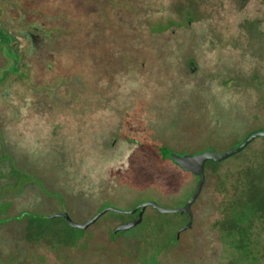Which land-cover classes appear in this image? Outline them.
<instances>
[{"label":"rangeland","instance_id":"374dc122","mask_svg":"<svg viewBox=\"0 0 264 264\" xmlns=\"http://www.w3.org/2000/svg\"><path fill=\"white\" fill-rule=\"evenodd\" d=\"M2 31L0 264H264V136L206 163L181 234L152 206L46 216L181 207L171 153L264 131V0H0Z\"/></svg>","mask_w":264,"mask_h":264},{"label":"water","instance_id":"95a60500","mask_svg":"<svg viewBox=\"0 0 264 264\" xmlns=\"http://www.w3.org/2000/svg\"><path fill=\"white\" fill-rule=\"evenodd\" d=\"M191 63V67H192ZM193 69V67H192ZM264 136V131H256L250 134L244 141H242L238 146L231 148L225 152H213V151H206V152H200L193 155H177L175 153L171 154L172 160L180 166L183 170L192 172L193 174L198 176V182L197 185L191 194V196L188 198L185 205L177 208H166L161 206L155 201H146L142 204L138 205L134 209L131 210H120L118 208L114 207H106L97 214H95L92 218H90L88 221L82 223V222H76L73 220V218L70 216L68 212H59L54 213L51 215H47L48 217H62L65 219L67 224L73 228H79V229H87L89 226L94 224L102 215L107 213L108 211H115L119 213H127V214H137V218L124 224H120L116 227L114 232L119 230H128L139 223H141L143 219V215L147 207L152 206L155 209L159 210L162 213H180L184 214L187 213L189 215L188 222L179 229V233L182 231L187 230L192 226L193 223V212H192V206L197 201L199 195L201 194V191L203 189L205 180H206V171H205V165L209 160H214L216 162H221L235 154L240 153L243 151L250 143H252L256 138Z\"/></svg>","mask_w":264,"mask_h":264},{"label":"flooded vegetation","instance_id":"af4514ba","mask_svg":"<svg viewBox=\"0 0 264 264\" xmlns=\"http://www.w3.org/2000/svg\"><path fill=\"white\" fill-rule=\"evenodd\" d=\"M188 23H189V25L192 24V20H189ZM191 63L193 64V65H192L193 69H192V67H191ZM187 66H188V68L190 69V71H193V72L198 68L195 59H194V58H190V57L187 58ZM171 154H172V153H171ZM194 154H196V153H194ZM180 155L182 156V155H193V154H180ZM170 158H171V155H170ZM176 165H177V164H176ZM179 167H180V166H179ZM205 171H206V170H205ZM206 181H207V172H206V180H205V183H206ZM205 183H204V186H205ZM204 186H203V188H204ZM202 191H203V189H202ZM202 191H201V192H202ZM199 197H200V195H199ZM199 197H198V198H199ZM197 200H198V199H197ZM194 204H195V203H194ZM194 204H193V205H194ZM192 207H193V206H192ZM192 212H193V208H192ZM137 214H138V213H135L136 216H137ZM183 215H186V216L188 217V220H189V215H188L187 213H184ZM46 216H47V215H46ZM193 221H194V212H193ZM187 222H188V221H187ZM185 224H186V223H185ZM185 224H184V225H185ZM192 224H193V223H192ZM184 225H183V226H184ZM183 226H182V227H183ZM180 228H181V227H180ZM180 228H179V229H180ZM178 232H179V231H178ZM182 232H183V231H182ZM177 234L179 235V233H177ZM180 234H181V233H180ZM178 235H177V240L179 239V236H180V235H179V236H178Z\"/></svg>","mask_w":264,"mask_h":264},{"label":"trees","instance_id":"16d2710c","mask_svg":"<svg viewBox=\"0 0 264 264\" xmlns=\"http://www.w3.org/2000/svg\"><path fill=\"white\" fill-rule=\"evenodd\" d=\"M1 37H2V41H0V43L7 41L6 43H8L9 47L12 46L15 43L13 35H11L10 33L8 34V32L2 31ZM166 155H167V153H166Z\"/></svg>","mask_w":264,"mask_h":264}]
</instances>
